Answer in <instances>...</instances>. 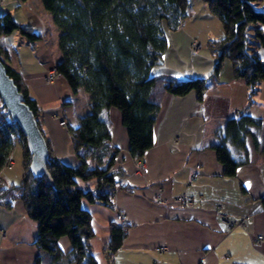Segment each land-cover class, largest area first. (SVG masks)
<instances>
[{
	"label": "crops",
	"instance_id": "crops-1",
	"mask_svg": "<svg viewBox=\"0 0 264 264\" xmlns=\"http://www.w3.org/2000/svg\"><path fill=\"white\" fill-rule=\"evenodd\" d=\"M17 4L18 0H4L3 7L19 23L29 24L39 38L30 43L14 32L0 38V48L37 103L38 120L52 155L75 166L79 160L69 128H76L90 111L88 96L83 91L73 94L62 76L47 79L61 59L60 31L52 16L50 19L32 8L29 0ZM165 34L167 50L151 75L207 78L210 85L202 101L195 92L163 97L153 146L144 155L142 172L137 170L139 159L129 153L121 113L114 108L107 111L110 145L120 150L114 168L123 175L117 178L112 208L83 201L92 217V254L98 264H264V152L255 150L248 139V161L237 168L235 176L228 177L214 148L220 142L217 134L229 118L249 114L262 120L264 130V82L248 103L249 88L244 80L235 78L231 62L226 60L213 78L211 45L224 37V29L200 0L191 1L183 27L175 31L166 28ZM250 40L251 50L264 59V46L254 38ZM195 43L198 46L193 50ZM61 120L67 126H62ZM16 150L14 145L9 157L14 167L21 158L20 153L15 156ZM232 150L245 158L243 151ZM198 166L200 171L193 180ZM6 167L0 170V176L8 184L10 179V185L19 184L24 167L22 173L20 167ZM179 195L191 197L193 204L175 203L173 198ZM118 213L125 216V237L121 246L111 251V230L118 224ZM221 215L243 224L227 231ZM37 231L38 224L27 215L22 201H15L11 209L0 206V264H33L37 256L44 255L35 245ZM258 236L263 240L257 242ZM60 246L64 252L70 250L67 238L60 241Z\"/></svg>",
	"mask_w": 264,
	"mask_h": 264
},
{
	"label": "trees",
	"instance_id": "trees-1",
	"mask_svg": "<svg viewBox=\"0 0 264 264\" xmlns=\"http://www.w3.org/2000/svg\"><path fill=\"white\" fill-rule=\"evenodd\" d=\"M27 0H18L17 7ZM51 13L60 31L61 59L56 71L73 94L88 96L90 111L76 128H69L79 163L70 166L52 155L49 141L39 123L40 110L30 98L21 74L8 64L0 48V60L7 74L24 96L45 137L49 158L47 176L35 177L29 170L31 153L20 127L12 122L0 99V170L7 166L17 140L23 148L24 174L19 184L0 186V206L11 209L15 201L24 203L27 215L37 222L35 240L44 255L33 264H98L89 244L94 236L92 217L83 201L112 208L117 178L115 169L120 150L110 145L111 130L107 111L117 109L129 137V153L143 159L153 146V131L161 102L166 94L185 96L195 92L203 100L210 82L207 78L178 79L153 76L151 70L163 60L167 50L165 29L175 31L184 24L192 0H40ZM219 18L224 37L213 41V78L224 62H231L236 79L249 88L248 103L264 82V59L250 48V39L264 46V5L262 0H200ZM19 32L30 43L38 40L29 24L19 23L11 12L0 10V38ZM218 161L224 175L233 177L248 161L247 141L264 152L262 120L249 114L229 118L217 134ZM232 148L243 151L236 156ZM92 163V165H91ZM94 163V164H93ZM94 184L90 186V183ZM125 237V226L113 224L109 249L116 251ZM67 238L70 250L60 241Z\"/></svg>",
	"mask_w": 264,
	"mask_h": 264
},
{
	"label": "water",
	"instance_id": "water-1",
	"mask_svg": "<svg viewBox=\"0 0 264 264\" xmlns=\"http://www.w3.org/2000/svg\"><path fill=\"white\" fill-rule=\"evenodd\" d=\"M161 63L162 61L158 62V64ZM0 99L12 122L20 127L25 136L27 149L32 155L29 170L35 177L47 176L51 182L47 170L49 152L45 137L37 124L33 111L25 103L23 94L15 85L13 79L7 74L6 68L1 60Z\"/></svg>",
	"mask_w": 264,
	"mask_h": 264
},
{
	"label": "built area",
	"instance_id": "built-area-1",
	"mask_svg": "<svg viewBox=\"0 0 264 264\" xmlns=\"http://www.w3.org/2000/svg\"><path fill=\"white\" fill-rule=\"evenodd\" d=\"M3 5H4V0H0V7L3 6ZM182 25H183V24H182ZM182 25H181V27H182ZM56 76H60V75L58 74V72H57L56 69H55V70H53V71H50V73H49L48 76H47V79H48L49 81H51V80H53ZM60 124H61L62 126H67V123H66V121H64V120H61V121H60ZM8 164L11 165L12 163L9 161ZM144 169H145V162L143 161V159H139V160H138V163H137V170H138L139 172H142ZM199 171H200V167L198 166V167H197V170L195 171V173L192 174V177H191V178H192L193 180L198 176V172H199ZM0 186L3 187V188H8V187L10 186V184H8V183H7L2 177H0ZM156 196H157L158 198H160V196H161L160 192H158V193L156 194ZM173 201H174L175 203H181V204H185V205H191V204H193V202H194V200H193L191 197L187 196V195H179V196H176V197L173 198ZM221 220H222V223H223V225H224L225 230H227V231L233 229L234 227H236V226H238V225L243 224V222H241V221H233V220H230V219H229L227 216H225V215H221ZM116 222H117L119 225H121V226H125V225H126V222H125V216H124L123 214H121V213H118V214L116 215ZM261 240H263V237H262V236H258V238H257V242H259V241H261Z\"/></svg>",
	"mask_w": 264,
	"mask_h": 264
},
{
	"label": "rangeland",
	"instance_id": "rangeland-1",
	"mask_svg": "<svg viewBox=\"0 0 264 264\" xmlns=\"http://www.w3.org/2000/svg\"><path fill=\"white\" fill-rule=\"evenodd\" d=\"M29 4H30V6L32 7V8H34V9H37V10H39V12H41V13H46L47 14V16L51 19V13L50 12H48L47 10H45V8L43 7V5H42V3H41V1L40 0H29ZM0 10L2 11V12H6L5 11V9H4V7L2 6V7H0ZM182 27H183V25H182ZM197 44L195 43V44H193V46H192V48H193V50H195L196 48H197ZM15 148L17 149L14 153H15V156H17V154L18 153H20V156H21V158H20V161L18 160L17 161V158H15L14 159V161H17L16 162V167H14L13 166V162L12 161H10L12 164L10 165V164H7V169L8 170H10V169H16V170H19V167H20V170H21V173H22V170H23V165H22V160H23V148L22 147H20V144H19V142L16 140L15 141ZM91 165H92V163H91ZM18 168V169H17ZM20 173V174H21ZM1 177V176H0ZM22 179V178H21ZM21 179L19 180V181H17V183L18 182H20L21 181ZM9 181V183L11 184L12 183V181L9 179L8 180Z\"/></svg>",
	"mask_w": 264,
	"mask_h": 264
}]
</instances>
